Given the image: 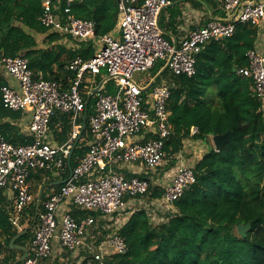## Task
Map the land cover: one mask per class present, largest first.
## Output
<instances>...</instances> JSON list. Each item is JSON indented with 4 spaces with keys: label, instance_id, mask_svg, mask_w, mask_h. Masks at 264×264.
I'll return each instance as SVG.
<instances>
[{
    "label": "built area",
    "instance_id": "1",
    "mask_svg": "<svg viewBox=\"0 0 264 264\" xmlns=\"http://www.w3.org/2000/svg\"><path fill=\"white\" fill-rule=\"evenodd\" d=\"M79 1L83 0H44L40 17L50 32L82 42H97L92 58L86 60L78 55L72 59L70 68L76 72V79L70 86L37 77L23 55L4 57L0 63L19 84L18 89L2 87L4 107L32 113L26 135L33 139L31 143L15 145L0 134V188L14 200L17 212L35 201L29 184L34 172L67 175V159L76 140L82 137L78 120L87 106L83 88L92 76L103 79L93 88L97 91L89 122V150L62 178L60 190L54 189L49 198L42 200L23 264H41L49 259L56 238L71 253L81 256L87 250L85 264H110V252L128 251L119 231L132 214L146 210L155 226H159L167 222L174 202L196 182L194 165L184 160V151L174 156L175 166L166 174H170V181L158 182L164 188L161 198L151 197L149 180L136 176L129 179L119 171L128 166L134 174L155 173L170 162L166 145L173 134L168 110L171 86L154 80L138 82L137 74L150 73L158 61H164L171 75L192 77L197 73V56L207 44L231 38L238 25H252L258 31V46L248 51V65L238 68L237 73L252 80L253 92L264 105V0L223 1L220 8L224 16L207 20L180 43L168 41L160 27L161 14L173 0H117L118 25L102 37H97L94 21L79 19L72 13L73 4ZM109 81L116 85L115 93L105 91L104 85ZM57 113L71 115L73 124L72 137L63 145L47 141L51 119ZM197 132L198 128H192V134ZM62 204L100 215H88L80 221L70 212L59 217ZM97 228L101 236L92 240ZM3 260L0 254V264Z\"/></svg>",
    "mask_w": 264,
    "mask_h": 264
},
{
    "label": "trees",
    "instance_id": "2",
    "mask_svg": "<svg viewBox=\"0 0 264 264\" xmlns=\"http://www.w3.org/2000/svg\"><path fill=\"white\" fill-rule=\"evenodd\" d=\"M43 1L0 0V63L4 57L23 55L37 77L42 74L43 78L67 87L69 81L76 79V72L70 68L72 59L78 55L86 60L92 58L97 42H82L50 32L40 22ZM207 1L204 4L209 11L225 15L220 8L225 0ZM72 13L79 19L94 21L97 37L114 31L119 16L117 0L79 1L73 4ZM181 17L178 4H172L161 14L160 27L170 42L169 31L177 32ZM64 39L76 40L78 47L67 49L61 44ZM258 42L254 26L238 25L234 36L213 41L201 50L196 75H171L164 61H158L152 68L153 76L162 75L157 83L168 79L172 91L168 110L173 134L166 145L170 162L157 171L163 175L175 165L174 156L185 150L188 140L201 141L207 149L199 161H188L194 165L196 182L174 202L167 222L154 226L146 210L132 214L119 231L128 251L125 254L110 252L107 255L110 264H264V105L253 92L252 80L237 73L238 68L248 65L246 55L257 48ZM4 85L7 81L0 72V134L15 145L31 143L33 139L24 136L13 124L21 118L22 112L10 111L3 105L1 89ZM212 87L217 90L216 103L208 94ZM107 90L112 93V86L108 85ZM83 97L87 102L88 94ZM94 104L95 98H92L86 106L87 125L70 162L67 161V173L89 150V121ZM194 127L198 132L192 134ZM50 128L55 141L67 142L72 132L71 115L56 114ZM228 131L230 140L223 149L216 150L210 143L211 137ZM156 172L138 173L136 177L149 180L151 197L161 198L164 188L156 182L160 175ZM44 175L51 177L52 172L39 170L30 180L40 181ZM132 177L127 173V178ZM50 187L59 191L62 185ZM50 196L51 193L44 199ZM11 205L13 208L14 200L0 188V235L5 237L3 243L0 242V251L5 252L2 264H23V255H19L23 250L17 247L24 248L34 233L30 229L26 232L16 229ZM36 214L37 208L33 207L31 224H35ZM88 215L97 218L100 214L77 208L73 211L79 221ZM248 223L251 228L243 238L237 227Z\"/></svg>",
    "mask_w": 264,
    "mask_h": 264
},
{
    "label": "crops",
    "instance_id": "3",
    "mask_svg": "<svg viewBox=\"0 0 264 264\" xmlns=\"http://www.w3.org/2000/svg\"><path fill=\"white\" fill-rule=\"evenodd\" d=\"M183 1H185V0H173V5L178 4V6L180 7L181 12H182V17H181V23H179V25H178L177 32L174 33V31L173 32L169 31V34H171V42L172 43H180L182 38H184L190 31H192V30H194V29H196L198 27H201L202 25H204L207 22V20H209L211 18H219V17H222V15H223L222 12L221 13H217L216 11H214L212 9L209 11L207 5L204 4V2H208L207 0H192V1L189 0L190 2H193V5H195L194 8H193V11H192V14L195 17V20H191V22H189V19L186 18V16L188 15V12H186V9L189 6H186V7L183 6ZM185 4L187 5L188 2H186ZM195 7H197V9H195ZM189 9H191V8H189ZM190 24H193V25L190 26ZM117 25H118V23H117ZM182 34H184V35L182 36ZM74 41H76V40L64 39V40L61 41V44L63 46H65L67 49H75V48L78 47V45H77L78 43H76ZM97 48H98V46H97ZM0 72L3 75V77L5 78V80L7 81V85H10V86H12L13 88H16V89L19 88L18 82L15 81L14 79H12L3 70L1 65H0ZM150 74H151V72L149 73L148 76H150ZM39 76H42V74H40ZM161 76H162L161 73L157 74L156 76H153L151 74V77L148 80H154L157 83V79L159 77H161ZM88 80H89V82H87L85 84V87L83 88V95L84 94H88V99H89V96H90L93 88L96 87V86H99V84L102 83L103 79L100 78V77H97V78H89ZM143 80H146V78H143L141 81H143ZM71 82L72 81H69V85L68 86L71 85ZM164 82L165 83L168 82V79L163 78L161 83H164ZM161 83H159V84H161ZM108 85L112 86V88H113V92L112 93H115L116 92V85L114 84V82L109 81V82H107L104 85L106 92H108V90H107ZM95 90H97V89L95 88L93 90V92ZM95 93H96V91H95ZM94 94H93L92 98H94ZM89 102L87 100L86 104L88 105ZM94 107H95V104H94ZM85 113H87V111ZM85 113H83V115L78 120L79 124L81 125V129H82ZM63 114H65V113H63ZM31 119H32L31 111L22 112L21 118L18 121L13 122V124H15L20 129V131L22 132V134L24 136H26L27 135L28 125L31 122ZM80 120H82V123L80 122ZM82 131H83V129H82ZM72 134H73V124H72V132H71L70 138L72 137ZM70 138H69V140H70ZM81 138L79 139V141L81 140ZM91 139H92V135H91ZM47 141L48 142H52L53 144H56V145H63L64 144V143L60 144V143H58L57 141H55L52 138L51 129H50V133H49V135L47 137ZM76 141H78V139ZM72 155H73V153L67 159L68 163L70 162ZM71 171L72 170H70V172ZM119 171L121 173H124L126 176H127V173H131L134 177L136 176V174H138V173L134 174L129 169L128 166H124L122 168H119ZM70 172L67 173L66 176H68L70 174ZM56 174L52 172V176L51 177H47V176L44 175L40 181H38L36 178H33L32 180H30L29 184H30V187H31V191H32V193L34 195V200L35 201H33L32 204L29 205L26 209H24L23 211L17 212L15 202H14V207L13 208H12V205H11V208L13 209L12 221H13L16 229L19 230L20 232L21 231L26 232L28 229H30L34 233L35 224H31V222L33 221L34 217L32 218V216L30 215V211L34 207V208H37V213H38V211H39V209L41 207L40 204H41L42 200H44L46 195L50 194L54 190V188H51L50 186L51 185H61L60 183L62 182V178L66 177L65 175L63 177H61L60 175L57 176L58 174L57 175ZM152 179H153V177H152ZM162 181L166 184V182L170 181V178H167V180H166V177L165 178L163 177V179L162 178H158V180H156V182H160V183H162ZM48 182H50L52 184H50ZM74 210H76V206H74L72 204H62L60 206V208H59L58 215H59V217H62L67 212H70V213L73 214ZM36 216H37V214H36ZM93 234H94V236L92 237V240H97L101 236L100 231H98V228L93 230ZM4 240H5V237L0 235V242L3 243ZM29 242H27V244H26V246L24 248L23 247H19V246L17 247L18 249H22L23 250V253H19V255H23L22 257H24L26 255V250L28 248ZM52 249H53V251H52L51 257L49 259L45 260V261H42L41 264H85L84 258L88 255V251L87 250H84L81 253V256L77 255V254H74V253H71V252H69L67 250H64L61 247L60 241L57 238L52 241ZM108 249H110V248H106V250H108ZM0 254H2L5 257V252L3 250L0 251Z\"/></svg>",
    "mask_w": 264,
    "mask_h": 264
},
{
    "label": "rangeland",
    "instance_id": "4",
    "mask_svg": "<svg viewBox=\"0 0 264 264\" xmlns=\"http://www.w3.org/2000/svg\"><path fill=\"white\" fill-rule=\"evenodd\" d=\"M186 2H188L187 5L185 4ZM183 6H185V7L189 6L186 9V12H188V15L186 16V18L189 19V22H191V20H195V17L192 14L193 8L195 6V5H193V2H190L189 0H185V1H183ZM189 8H191V9H189ZM195 9H197V7H195ZM191 25H193V24H190V26ZM183 35L184 34H182V36ZM148 75H149V73L137 74L135 76V79L138 82H140L143 78H146V80H148L151 77V74H150V76H148ZM91 78H94V77L92 76ZM216 93H217V90H216L215 87H212V88L209 89V92H208L209 97L211 98V100L215 101V103L218 102V100H219ZM210 143L212 145H214L212 138L210 140ZM206 149H207V145H204L201 141H193V140L186 141L185 150L183 152V158H184L185 161H194V162L199 161L202 158V156L206 153ZM174 166L175 165H171L169 170L171 168H173ZM169 170H167V171H169ZM167 171L163 172V175L160 174L161 171H159V172L157 171L156 173L160 174V175H158L159 178H163L164 176H166ZM152 220H153V225L155 226L156 223L154 222L153 218H152Z\"/></svg>",
    "mask_w": 264,
    "mask_h": 264
},
{
    "label": "water",
    "instance_id": "5",
    "mask_svg": "<svg viewBox=\"0 0 264 264\" xmlns=\"http://www.w3.org/2000/svg\"><path fill=\"white\" fill-rule=\"evenodd\" d=\"M95 91H97V90H95ZM95 91L90 94L88 102L91 100ZM86 125H87V113H85V116H84V121H83V125H82L83 130L86 128ZM230 137H231L230 131H228L224 135L214 136L212 139H213V144H214V147L216 148V150L223 149V147L226 145V143L230 140ZM78 142H79V140L75 142V146H74L72 153L74 152L75 147L77 146ZM250 228H251L250 223H248L246 225H239L237 227V231L241 237L246 238L248 236V232H249ZM25 257L26 256L22 257L21 261H24Z\"/></svg>",
    "mask_w": 264,
    "mask_h": 264
}]
</instances>
